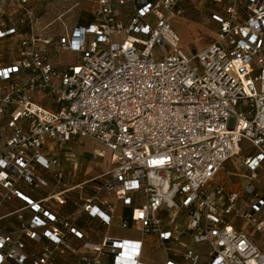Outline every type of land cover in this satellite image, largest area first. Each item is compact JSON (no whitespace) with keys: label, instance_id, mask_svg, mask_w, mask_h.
<instances>
[{"label":"built area","instance_id":"1","mask_svg":"<svg viewBox=\"0 0 264 264\" xmlns=\"http://www.w3.org/2000/svg\"><path fill=\"white\" fill-rule=\"evenodd\" d=\"M54 1L61 0H0V209L23 200L34 212L27 236L39 240L37 230L45 228V237L64 244L61 218L47 204L64 203L62 191L35 201L20 185H48L39 169L51 171L59 158L44 150L89 138L103 146L99 156L111 151L113 163L98 194L84 200L90 215L110 226L116 206L100 193L126 206L143 194L131 218L144 234H157L163 244L179 241L175 215L184 210L194 243L208 247V264H264V251L230 223L239 193L213 183L244 141L254 148L243 160L251 177L264 164V0H204L216 39L191 57L172 23L187 0H62L83 2L93 18L59 37L38 8ZM68 49L78 52L77 63L54 65L53 52ZM54 177L61 188L62 171ZM247 192L256 201L245 217L264 235L256 218L264 197L251 184ZM162 208L173 212L171 228L159 216ZM92 247L107 248L114 264H146L142 240L107 237ZM31 257L33 264H53L54 252ZM9 259L24 264L25 243L0 232V264ZM200 259L187 248L181 263L166 264Z\"/></svg>","mask_w":264,"mask_h":264},{"label":"crops","instance_id":"2","mask_svg":"<svg viewBox=\"0 0 264 264\" xmlns=\"http://www.w3.org/2000/svg\"><path fill=\"white\" fill-rule=\"evenodd\" d=\"M44 22L47 23L49 21L44 19ZM54 58L55 56L53 57L54 65L59 66ZM80 139L71 141L62 150H44L47 156L56 155L59 158V164L54 166L51 171L39 169L40 174L48 181V185L40 188H31L25 182L20 185V189L35 201L43 200L54 193L62 191L61 198L64 199V203H58L51 199L47 204L61 218L58 225L65 232L63 237L64 244H55L45 237V228L37 230L42 236L39 240L31 239L27 236L26 230H29V222L33 218L34 212L27 207L23 200L14 198L6 201L0 209V232L10 234L14 239L25 243V252L28 255L25 264H33L31 254H41L47 248L54 252L53 264H84L86 258L92 260L99 258L101 260L100 264H114L113 254L109 253L107 248L102 253H99L92 247L93 245L102 244L107 237L142 240L141 261L146 264H166L168 261L181 263L182 253L187 248L195 250L200 255V264L209 263L208 247L205 244L194 243L193 231L187 229L185 225L186 211L184 210L175 215V224L181 230L179 241L171 240L165 244L160 242L158 235L155 233L144 234L140 224H137L131 218L133 207L139 206L145 201L143 194L137 195V199L132 206H126L114 194L100 193L101 196L109 197L116 206L113 222L110 226L105 225L99 217L92 216L86 212L83 208L84 200L98 194V189L102 183L109 178L107 173L111 171L113 163L111 151H107L104 156H99L103 146L94 140L91 141L99 145L100 149L88 150L82 153V156L89 155L87 166L83 162H79L80 153H77L73 146L78 144ZM253 153L254 148L247 141H244L241 154L230 158L224 163L213 183L239 193L238 211L234 212L230 217V223L235 229L246 232L264 251V235L245 217L246 213L252 211V204L256 201L255 196L248 194V186L250 184L253 185L256 192L261 197H264V164L258 170L256 177H251L243 165V160ZM100 159H103V161L99 162ZM234 159H238V164L235 169L230 170L226 165ZM58 171L63 173V178L59 185L61 188L56 187L58 184L54 177V173ZM159 216L164 220L167 228L175 225L171 224L170 220L173 216L172 211L162 208L159 211ZM256 218L258 221H264V207L261 212L256 214ZM123 220L129 222L128 228L122 227ZM72 228L80 231L82 237L73 234L70 231ZM202 246L203 248H201ZM156 252L160 253L155 255ZM1 264L17 263L9 259Z\"/></svg>","mask_w":264,"mask_h":264},{"label":"rangeland","instance_id":"3","mask_svg":"<svg viewBox=\"0 0 264 264\" xmlns=\"http://www.w3.org/2000/svg\"><path fill=\"white\" fill-rule=\"evenodd\" d=\"M38 8L44 13V19L51 23L49 32L52 36L57 37L64 35L66 32H72L76 24L93 18V15L87 9V5L83 2L76 5L61 0L50 2L46 6L38 5ZM184 9L185 11L182 14H174L172 16V23L181 36L180 48L187 56L191 57L215 40L217 24L211 18V6L204 0H189L185 4ZM53 55L58 65L63 68L76 64L79 58L78 52L72 49L58 53L53 52ZM51 107L55 106L52 105ZM91 140L83 138L80 139L78 144L73 146L75 151L80 153L79 162H83L86 166L89 161V155L82 156V153L88 150L100 149V146ZM102 161L103 159L99 160V162ZM237 164L238 159H234L229 161L226 166L232 170L235 169ZM159 253L156 252L155 255Z\"/></svg>","mask_w":264,"mask_h":264},{"label":"trees","instance_id":"4","mask_svg":"<svg viewBox=\"0 0 264 264\" xmlns=\"http://www.w3.org/2000/svg\"><path fill=\"white\" fill-rule=\"evenodd\" d=\"M26 253V252H25ZM27 255V254H26ZM27 259H28V255H27ZM27 261V260H26ZM25 264V263H24Z\"/></svg>","mask_w":264,"mask_h":264}]
</instances>
